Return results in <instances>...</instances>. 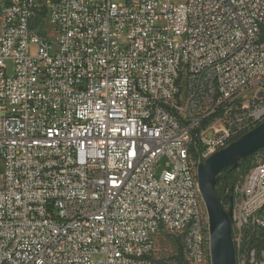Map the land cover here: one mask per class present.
Segmentation results:
<instances>
[{
	"label": "built area",
	"instance_id": "2783aa9c",
	"mask_svg": "<svg viewBox=\"0 0 264 264\" xmlns=\"http://www.w3.org/2000/svg\"><path fill=\"white\" fill-rule=\"evenodd\" d=\"M263 80L264 0H0V264H161L162 233L210 263L198 166L264 122L232 107ZM235 196L264 264V152Z\"/></svg>",
	"mask_w": 264,
	"mask_h": 264
},
{
	"label": "water",
	"instance_id": "95a60500",
	"mask_svg": "<svg viewBox=\"0 0 264 264\" xmlns=\"http://www.w3.org/2000/svg\"><path fill=\"white\" fill-rule=\"evenodd\" d=\"M264 150V122L226 148L212 154L198 166V180L210 222L211 264H237L233 239L236 183L221 194L218 184L228 171L239 170L247 160ZM225 203L228 205L225 206Z\"/></svg>",
	"mask_w": 264,
	"mask_h": 264
},
{
	"label": "rangeland",
	"instance_id": "374dc122",
	"mask_svg": "<svg viewBox=\"0 0 264 264\" xmlns=\"http://www.w3.org/2000/svg\"><path fill=\"white\" fill-rule=\"evenodd\" d=\"M8 75L12 76L14 74L15 65L13 62H7ZM264 98V80L254 84L249 89L246 90L243 94L239 95L236 99L232 101V107H240V102H244L243 100H252L256 98ZM238 117L241 118L242 115L238 116H228L226 120L221 121L220 119L212 121L209 127L215 126L217 128H221L223 125L221 123L228 124L231 123L236 125L238 123ZM221 121V122H220ZM208 128L204 127L206 130ZM165 160L160 162V166L156 170V177L159 178L161 174L165 171ZM181 250L180 243L175 234L171 233H162L157 237V247L154 254L155 260L160 262L161 264H180V259L188 262L187 256ZM208 264H211L208 263Z\"/></svg>",
	"mask_w": 264,
	"mask_h": 264
},
{
	"label": "trees",
	"instance_id": "16d2710c",
	"mask_svg": "<svg viewBox=\"0 0 264 264\" xmlns=\"http://www.w3.org/2000/svg\"><path fill=\"white\" fill-rule=\"evenodd\" d=\"M254 129V128H253ZM252 129V130H253ZM250 130V131H252ZM248 132H243L242 134L236 136L233 140L236 141L237 139H239L241 136H243L244 134H246ZM194 142L196 143V147L195 145H193V153L195 155V157H198L199 153L201 152V147L198 146V141L197 140H194ZM264 152V150L262 151ZM253 157L247 159V160H242L241 163H240V167H239V170H237L236 172H226L224 174V176L226 177L225 179H223L219 184H218V189L220 191L221 194H225L226 190L229 189V185L231 182H235L236 184L238 183L239 179L246 175L253 167ZM228 204L225 203V206H227ZM179 243H180V246H181V250L183 253H185V249H184V245H183V242H182V239L180 237H177ZM182 253V254H183ZM186 255V253H185ZM188 259V258H187ZM180 264H191L188 260V262L184 261L183 259H180Z\"/></svg>",
	"mask_w": 264,
	"mask_h": 264
},
{
	"label": "flooded vegetation",
	"instance_id": "af4514ba",
	"mask_svg": "<svg viewBox=\"0 0 264 264\" xmlns=\"http://www.w3.org/2000/svg\"><path fill=\"white\" fill-rule=\"evenodd\" d=\"M235 202H236V196H235Z\"/></svg>",
	"mask_w": 264,
	"mask_h": 264
}]
</instances>
